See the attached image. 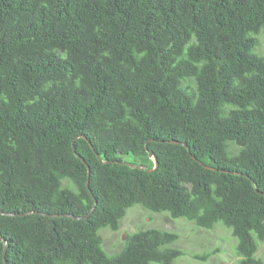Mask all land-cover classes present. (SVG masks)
Returning a JSON list of instances; mask_svg holds the SVG:
<instances>
[{"label":"trees","instance_id":"obj_1","mask_svg":"<svg viewBox=\"0 0 264 264\" xmlns=\"http://www.w3.org/2000/svg\"><path fill=\"white\" fill-rule=\"evenodd\" d=\"M263 37L264 0H0V264H175L158 227L105 251L134 204L264 264Z\"/></svg>","mask_w":264,"mask_h":264},{"label":"rangeland","instance_id":"obj_2","mask_svg":"<svg viewBox=\"0 0 264 264\" xmlns=\"http://www.w3.org/2000/svg\"><path fill=\"white\" fill-rule=\"evenodd\" d=\"M260 48L264 51L262 38ZM124 159L132 163L135 161L129 155L124 156ZM148 227L168 229L179 234L172 246L182 249L183 254L175 259V264H238L237 239L232 235L231 228L221 222H217L213 229L200 228L183 217L172 218L167 212H152L139 204L127 208L117 231L101 229L103 248L109 255L116 254L123 247L127 234ZM205 253L210 254L206 259L197 257ZM256 255L264 261V241L259 243Z\"/></svg>","mask_w":264,"mask_h":264},{"label":"water","instance_id":"obj_3","mask_svg":"<svg viewBox=\"0 0 264 264\" xmlns=\"http://www.w3.org/2000/svg\"><path fill=\"white\" fill-rule=\"evenodd\" d=\"M79 136H82V137L86 138L84 135H79ZM75 139H76V138L73 139V143H74V140H75ZM175 142H177V141H175ZM73 143H72V145H73V147H74V144H73ZM177 143H181V142H177ZM181 144H183L184 146L188 147L186 143H181ZM92 148H93V147H92ZM76 154H77V153H76ZM77 156H79L80 159H81L82 161H84L83 157H81L79 154H77ZM98 156H99V155H98ZM149 156H150L151 158L155 159V156L153 155V153H152L151 151H149ZM128 164H130L131 166L137 167V168H144V169H147V170H149V171H152V170L156 167V165H155L154 168H152V169H148V168L146 167V165H144V164H132V163H128ZM86 166H87V168H88V174H89V166H88V165H86ZM86 184L88 185V180L86 181ZM257 191H258L259 193L262 194L261 191H259V190H257ZM95 203H96V201H95ZM92 209H93V208H92ZM92 209H91V211H92ZM44 214H45L46 216H50V217H54V216H59V215H61L60 213H56V214H54V213H44ZM63 215H64V216L69 215V216L73 217L74 219L86 218V217H87V216H75V215H72V214H66V213H64ZM0 239H1V236H0Z\"/></svg>","mask_w":264,"mask_h":264},{"label":"clouds","instance_id":"obj_4","mask_svg":"<svg viewBox=\"0 0 264 264\" xmlns=\"http://www.w3.org/2000/svg\"><path fill=\"white\" fill-rule=\"evenodd\" d=\"M259 248V247H258ZM257 253V252H256ZM262 259V258H261ZM239 261V260H238Z\"/></svg>","mask_w":264,"mask_h":264}]
</instances>
